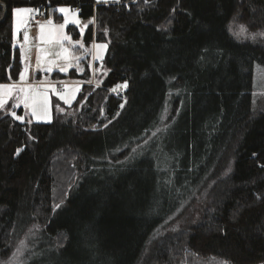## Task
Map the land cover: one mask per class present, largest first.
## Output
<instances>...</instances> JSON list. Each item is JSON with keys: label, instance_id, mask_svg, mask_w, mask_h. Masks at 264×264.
Here are the masks:
<instances>
[{"label": "trees", "instance_id": "trees-1", "mask_svg": "<svg viewBox=\"0 0 264 264\" xmlns=\"http://www.w3.org/2000/svg\"><path fill=\"white\" fill-rule=\"evenodd\" d=\"M0 1V82L22 68L15 7L78 6L92 18L84 43H107L100 83H82L69 105L53 99L50 122L0 108L1 257L16 227L37 223L22 264H264V0ZM160 133L175 155L163 180L160 145L129 164Z\"/></svg>", "mask_w": 264, "mask_h": 264}, {"label": "rangeland", "instance_id": "rangeland-1", "mask_svg": "<svg viewBox=\"0 0 264 264\" xmlns=\"http://www.w3.org/2000/svg\"><path fill=\"white\" fill-rule=\"evenodd\" d=\"M95 1L96 2H99V1L116 2L118 0H95ZM19 8L32 9L31 7H28V6H21ZM60 8H66L69 11L67 14L61 13L59 12ZM44 13H45L44 18L40 20L38 22L37 27L34 30H32L33 33L32 32L30 33L31 20L28 19V13L25 14L24 22L20 25L19 28L26 29L25 33L27 34V40H25V33H23V37L20 39V37L17 35V32H16L15 41L17 43L21 42L22 44H26L25 45L26 54H29L30 46H33V48H35L36 50L35 57L34 58L31 57V61L29 59L30 56H28V58L26 59L23 58L22 62H23L24 69L26 70L29 64L35 63L36 66H43L45 70L56 68L61 71V68H66V71H67L70 67H73L76 69L77 72L82 73L84 70V64H87L90 70V74L86 79L71 78V77L59 78L58 79L59 83L56 84L57 87L52 82L49 83L48 85H39V86L34 85V84L25 85V88L29 89V94L38 93L39 98L41 100L43 99L45 95L47 96L49 116L50 118H52V100L53 99L62 100L60 98L61 96L70 97L71 98L70 103H65L64 100H62L64 104L69 105L76 98L77 92L79 88L81 87L82 83L86 81L91 82L93 85L100 83L101 78L104 76V74L107 71V69L102 65V59L106 53L107 47L100 53V58H97V55H96L97 49L95 48V45H99V44L107 45V43L105 41H93V40L90 42L89 45L84 43L83 34L85 31L86 25H83L82 19L78 15V12L74 7H71L69 5H58L54 9H50ZM66 16L68 20L67 24L64 23ZM50 19L53 21L51 25L47 23V21ZM28 24L30 28H28L27 30ZM62 24L64 25V27L63 29H60L59 25H62ZM40 25H44L43 32H41ZM75 31L78 32V35L76 37L73 35ZM50 33L54 34L52 43L48 42ZM61 33L69 37V39L59 40V42H57L55 37L59 36ZM77 41H79L78 44L76 43ZM65 48L68 49L67 59H65L64 56L62 55V50ZM51 64H53V67H51ZM52 70L53 69H51L47 73L51 72ZM22 73L25 74V71H23ZM45 75L46 73L43 72L41 77L46 78ZM47 76L49 77L48 74ZM11 82L10 81L0 82V85L15 86V88L17 89V91H14L10 97L9 96L4 97V99L7 101L6 105L10 107V105L14 104L13 102H15V104H17L18 106H22L23 108V112L20 115L12 111L11 113H15V117L16 116L21 117L22 119H19L21 121L28 120V121H38V122H49L46 119L37 118V117L32 116L30 109L26 108L24 104L21 103L17 99L19 86L12 84ZM119 85H122V84H119ZM254 85H255L254 90L256 92V97L264 95V69L257 70V72H255ZM23 87L24 85L21 88ZM31 88L34 90H31ZM113 89H116L115 92L117 91L121 92L122 89L124 88H118L116 86ZM22 95L23 93H21L19 96H22ZM9 102L10 104H8ZM5 106L0 107V108L5 109L6 108ZM163 138H164V133H160L156 136L155 141L145 143L143 148L137 150V152L132 156L129 164L133 163L138 157L144 154H148V153L151 154L152 150L155 147L157 149V145H160L161 148H158L159 151L157 154V160H158V166H159L158 179L163 180L165 178L163 176V173L165 175L171 174V178H172L173 176L172 171L175 166L174 164L175 155L171 151H168L165 148V143H163ZM116 169L108 168L107 170H105V172L111 174V173H114ZM68 175L70 174L67 172L65 176L67 177ZM121 203L123 205V202ZM129 212L130 213L135 212V214L140 215L141 209L140 208H129ZM41 230H42V226H40L37 223H30L23 228H21V226L16 227L14 232L12 233L13 236L10 242L8 243L9 252L7 256H3V257L0 256V264H9V261L13 257V254L16 252V249L18 247H21V242H23L22 252L16 260V264H22L23 254L25 250L27 249L26 256H29L32 253V249L34 248L33 243H35V240L39 237V233ZM34 256L35 255H32L31 258L29 257V260H30L29 262L33 261ZM39 256H42V257L46 256V252H43ZM221 261H225V260L221 258H217V257L200 259L196 257L185 256L179 264H220Z\"/></svg>", "mask_w": 264, "mask_h": 264}, {"label": "snow or ice", "instance_id": "snow-or-ice-1", "mask_svg": "<svg viewBox=\"0 0 264 264\" xmlns=\"http://www.w3.org/2000/svg\"><path fill=\"white\" fill-rule=\"evenodd\" d=\"M145 2H148V0H145ZM34 10L33 9H29V8H13L12 9V16H13V36L15 37L16 32L19 30L20 25L24 22V18H25V14L28 13H32ZM68 9L66 8H60L59 12L61 13H68ZM47 23L49 25H51L53 23V21L50 19L47 21ZM65 24L68 23L67 20V16L65 17ZM64 25H59L60 29H63ZM41 28V32H43L44 30V25H40ZM246 31V28L244 26H241L240 28V33H243ZM240 33H238L237 35H239ZM255 35H260V36H264V32L261 33H257ZM53 38H54V34L49 35V39L48 42L52 43L53 42ZM57 42H59V40H68L69 37H67L66 35H63L62 33L59 36L55 37ZM25 40H27V34L25 33ZM77 44L79 43V41L76 42ZM107 45L106 44H99V45H95V48L97 49L96 55L97 58H100V53L106 49ZM67 52L68 49H63L62 50V55L64 56L65 59H67ZM51 69H49L50 71ZM61 71H66V68H61ZM24 74L21 73V79H23ZM128 84L127 81H125L122 85H118V88H127ZM116 89H113V91H115ZM14 91H17V89L15 88V86H8V85H0V107H3L6 105L7 101L4 99L5 96H11L12 93ZM19 92L23 93L22 96H17V99L24 104V106L28 109H30L32 116L37 117V118H43L46 119L50 122V116H49V111H48V99L47 96L45 95L43 97V99L41 100L39 98V94H29V89L27 88H20L18 90ZM62 100H64L65 103H70L71 102V98L70 97H65V96H61L60 97ZM121 108H123V104L121 105ZM62 111V109H61ZM13 116H15V113H12ZM16 119H22L21 117L16 116ZM155 135V134H154ZM19 149L17 150V154H19ZM135 151V149L133 150ZM63 203V201H61L60 204H56L53 207V212L55 213L57 211V209H59L61 207V204ZM223 231V230H222ZM22 246H23V242H21V247H18L16 249V252L13 254V257L10 259L9 264H16V260L17 258L20 256L21 252H22ZM220 264H229L228 261H221Z\"/></svg>", "mask_w": 264, "mask_h": 264}, {"label": "crops", "instance_id": "crops-1", "mask_svg": "<svg viewBox=\"0 0 264 264\" xmlns=\"http://www.w3.org/2000/svg\"><path fill=\"white\" fill-rule=\"evenodd\" d=\"M34 12H35V10L32 13L28 14V19H30V20L32 19V15L34 14ZM82 23H83V25H86V28H87V26L90 23H92V18L82 19ZM28 28H30L29 24L27 25V30H28ZM86 28H85V31H86ZM85 31H84V33H85ZM25 32H26L25 28H23V29L19 28V30L17 31V35L20 37V39L23 37V33H25ZM31 32L33 33L32 29L30 28V33ZM83 36H84V34H83ZM15 39H16V34H15V37L13 36V44L19 48L22 60H23V58L26 59V58H28V56H30L29 59L31 61V57H33V58L35 57V53H36L35 48H33V46H30L29 47L30 52H29V54H26V51H25V48H26L25 45L26 44H22L21 42L17 43L15 41ZM89 44L90 43H88V45ZM51 67H53V64H51ZM51 69H53L52 71H54V70L60 71V70H58L56 68H51ZM23 71H25V74H24L25 76L23 77V79H21V73ZM48 71L49 70H45V68L43 66H36L35 63L29 64L27 69L25 70L24 67H23V62H22V68H21V70L19 72V75H18L17 79L16 80H11L12 82L11 81L10 82L12 84L18 85L19 89L23 85H24L23 88H25V85H27V84H34V85H38L39 86V85H48L51 82L54 83L55 85L57 83H59L58 79L51 77L50 73L52 71L47 73ZM43 72L46 73V75H45L46 78L45 77H41ZM60 72H66V71H60ZM47 74L49 75V77L47 76ZM56 87H57V85H56ZM31 90H34V89L31 88ZM20 94H21V92L18 91V95H20ZM13 103L14 104L10 105V111L15 112L14 108L17 107L18 105L15 104V102H13ZM9 104H10V102H9Z\"/></svg>", "mask_w": 264, "mask_h": 264}, {"label": "built area", "instance_id": "built-area-1", "mask_svg": "<svg viewBox=\"0 0 264 264\" xmlns=\"http://www.w3.org/2000/svg\"><path fill=\"white\" fill-rule=\"evenodd\" d=\"M75 9L77 10V12L80 11V8L78 6ZM44 16H45V13L42 10L34 12V14L32 15V19H31V28H32V30H34L37 27L38 22L40 20H42L44 18Z\"/></svg>", "mask_w": 264, "mask_h": 264}, {"label": "water", "instance_id": "water-1", "mask_svg": "<svg viewBox=\"0 0 264 264\" xmlns=\"http://www.w3.org/2000/svg\"><path fill=\"white\" fill-rule=\"evenodd\" d=\"M0 5H1V7H2V15H1V17H0V20L3 18V16H4V14H5V5H4V3L3 2H1L0 1Z\"/></svg>", "mask_w": 264, "mask_h": 264}]
</instances>
